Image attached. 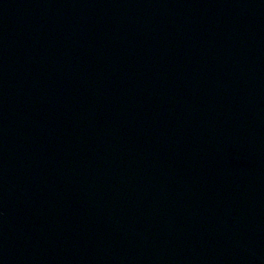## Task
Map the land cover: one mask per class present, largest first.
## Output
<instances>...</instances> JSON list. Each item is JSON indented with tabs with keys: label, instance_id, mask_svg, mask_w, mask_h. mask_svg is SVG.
<instances>
[{
	"label": "water",
	"instance_id": "1",
	"mask_svg": "<svg viewBox=\"0 0 264 264\" xmlns=\"http://www.w3.org/2000/svg\"><path fill=\"white\" fill-rule=\"evenodd\" d=\"M0 264H264V0H0Z\"/></svg>",
	"mask_w": 264,
	"mask_h": 264
}]
</instances>
